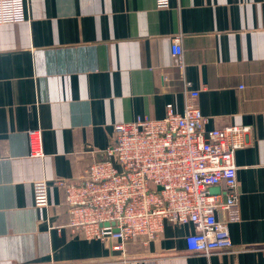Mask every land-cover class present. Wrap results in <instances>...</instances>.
Segmentation results:
<instances>
[{
  "label": "crops",
  "instance_id": "1",
  "mask_svg": "<svg viewBox=\"0 0 264 264\" xmlns=\"http://www.w3.org/2000/svg\"><path fill=\"white\" fill-rule=\"evenodd\" d=\"M0 25V264H264V0H27ZM181 38L183 70L170 50ZM197 90L205 130L247 128L234 154L240 219L230 252L186 251L188 225L124 252L71 234L64 189L113 145L112 126L183 112ZM40 128L44 157H28ZM48 183L37 208L33 183Z\"/></svg>",
  "mask_w": 264,
  "mask_h": 264
},
{
  "label": "built area",
  "instance_id": "2",
  "mask_svg": "<svg viewBox=\"0 0 264 264\" xmlns=\"http://www.w3.org/2000/svg\"><path fill=\"white\" fill-rule=\"evenodd\" d=\"M158 9L168 0H155ZM27 0H0V25L27 19ZM174 65L183 70L181 38L171 45ZM183 112L167 106L164 117H147L112 126L113 145L103 161L92 163L79 184L55 182L64 189V204L72 235L86 241H110L114 251L128 243L147 244L159 237L164 223L191 227L186 251L210 257L230 252L228 224L240 219V193L234 164L243 148L247 128L206 131L204 117L194 105L198 91L182 80ZM28 157H44L40 128L26 131ZM218 188V194H211ZM48 183H33L37 208L47 207Z\"/></svg>",
  "mask_w": 264,
  "mask_h": 264
},
{
  "label": "water",
  "instance_id": "3",
  "mask_svg": "<svg viewBox=\"0 0 264 264\" xmlns=\"http://www.w3.org/2000/svg\"><path fill=\"white\" fill-rule=\"evenodd\" d=\"M211 194H218L219 193V189L218 188H211L210 190Z\"/></svg>",
  "mask_w": 264,
  "mask_h": 264
},
{
  "label": "trees",
  "instance_id": "4",
  "mask_svg": "<svg viewBox=\"0 0 264 264\" xmlns=\"http://www.w3.org/2000/svg\"><path fill=\"white\" fill-rule=\"evenodd\" d=\"M135 241H137V242H141L142 243V239H136Z\"/></svg>",
  "mask_w": 264,
  "mask_h": 264
}]
</instances>
